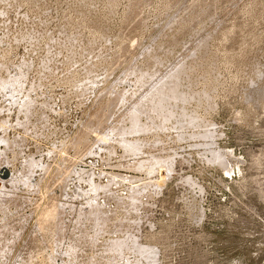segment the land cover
I'll list each match as a JSON object with an SVG mask.
<instances>
[{
  "label": "rangeland",
  "instance_id": "obj_1",
  "mask_svg": "<svg viewBox=\"0 0 264 264\" xmlns=\"http://www.w3.org/2000/svg\"><path fill=\"white\" fill-rule=\"evenodd\" d=\"M0 153V264H264V0H0Z\"/></svg>",
  "mask_w": 264,
  "mask_h": 264
},
{
  "label": "bare ground",
  "instance_id": "obj_2",
  "mask_svg": "<svg viewBox=\"0 0 264 264\" xmlns=\"http://www.w3.org/2000/svg\"><path fill=\"white\" fill-rule=\"evenodd\" d=\"M133 43V42H132ZM217 79V78H216ZM201 100H203V99H201ZM208 100V99H207ZM186 101H188V100H186ZM198 102V101H197ZM213 106H215V105H213ZM112 109V108H111ZM197 116V115H196ZM195 118V117H194ZM195 119H197V118H195ZM203 119V118H202ZM205 120H206V118H204ZM198 120V119H197ZM196 120V121H197ZM201 120V119H200ZM203 122H204V120H203ZM210 122V121H209ZM193 127V126H192ZM2 154L0 153V161L2 162ZM153 160H155V159H153ZM223 160H225V159H223ZM149 161V160H148ZM150 162V161H149ZM156 162H158L157 160H156ZM146 163V162H145ZM144 163V161H142L140 164H139V167H138V169H143V168H145V167H143V165L145 164ZM152 163H154L153 161H151V164ZM226 163V162H225ZM228 165V164H227ZM158 166V165H157ZM229 166V165H228ZM60 167H62V166H60ZM232 167V166H231ZM64 168V167H63ZM62 169V168H61ZM145 170V169H144ZM148 170H149V168H148ZM232 172V171H231ZM10 173H11V171L8 173V175H7V178L10 176ZM152 173V172H151ZM5 180H7L6 178L1 182L0 181V184L1 183H3L2 185H4V182H5ZM5 186V185H4ZM3 186V187H4ZM1 188V187H0ZM2 189V188H1ZM1 189H0V192H1ZM120 202V201H119ZM49 207V206H48ZM57 207H58V204L56 203L55 205H52L51 207H49V208H45L44 210H43V212L41 213V219H40V222L42 223V222H45V221H47L48 219H50V218H55V213L57 214ZM98 214V213H97ZM100 214V213H99ZM97 216H99V215H97ZM43 226V225H42ZM138 263V262H137Z\"/></svg>",
  "mask_w": 264,
  "mask_h": 264
},
{
  "label": "built area",
  "instance_id": "obj_3",
  "mask_svg": "<svg viewBox=\"0 0 264 264\" xmlns=\"http://www.w3.org/2000/svg\"><path fill=\"white\" fill-rule=\"evenodd\" d=\"M10 172L9 166L0 161V181L2 182L7 178L8 173Z\"/></svg>",
  "mask_w": 264,
  "mask_h": 264
}]
</instances>
